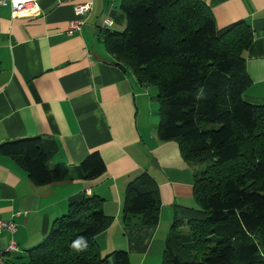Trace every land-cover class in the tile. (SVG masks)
I'll return each mask as SVG.
<instances>
[{"label": "crops", "instance_id": "1", "mask_svg": "<svg viewBox=\"0 0 264 264\" xmlns=\"http://www.w3.org/2000/svg\"><path fill=\"white\" fill-rule=\"evenodd\" d=\"M85 0H38V10L12 17L0 0V144L39 137L55 146L49 167L61 174L35 184L10 156L0 152V218L16 230L0 232V249L12 238L5 264H28L68 199L85 191L103 199L109 225L95 236L102 255L128 253L130 264H156L177 208L196 206L192 188L198 168L187 163L176 140H161L156 89L140 85L105 48L101 32L123 31L121 0H91L79 32L66 33L74 6ZM217 28L245 21L253 40L244 51L251 84L243 99L264 104V0H202ZM110 18L112 24L104 25ZM99 152L105 171L94 179L70 178L80 161ZM146 172L156 183L160 207L155 225L124 222L127 184Z\"/></svg>", "mask_w": 264, "mask_h": 264}, {"label": "trees", "instance_id": "2", "mask_svg": "<svg viewBox=\"0 0 264 264\" xmlns=\"http://www.w3.org/2000/svg\"><path fill=\"white\" fill-rule=\"evenodd\" d=\"M126 26L105 29L102 42L140 85L156 89L161 140H176L183 159L197 166L196 206L177 208L160 264H264V104L243 99L251 84L244 51L253 30L243 20L217 28L202 0H121ZM35 184L61 179L49 167L53 143L39 137L0 144ZM105 171L97 151L70 178L94 179ZM103 199L72 195L43 240L28 249V264H130L128 253L102 255L95 236L110 223ZM160 199L143 172L126 186L124 222L155 225ZM79 236L84 251L71 248Z\"/></svg>", "mask_w": 264, "mask_h": 264}, {"label": "built area", "instance_id": "3", "mask_svg": "<svg viewBox=\"0 0 264 264\" xmlns=\"http://www.w3.org/2000/svg\"><path fill=\"white\" fill-rule=\"evenodd\" d=\"M10 13L12 17L28 14L38 10V0H9ZM92 9V1L85 0L74 6L75 18L68 22L66 33L71 35L75 32H79L85 22L86 15ZM104 25L109 26L112 24L110 18L103 20ZM6 230L11 234L16 230V224L13 221H5L0 218V232ZM17 250V246L14 240L11 238L4 249H0V264H5L4 254L8 252H14Z\"/></svg>", "mask_w": 264, "mask_h": 264}, {"label": "clouds", "instance_id": "4", "mask_svg": "<svg viewBox=\"0 0 264 264\" xmlns=\"http://www.w3.org/2000/svg\"><path fill=\"white\" fill-rule=\"evenodd\" d=\"M88 247L87 238L84 236L77 237L71 244V248L75 251H84Z\"/></svg>", "mask_w": 264, "mask_h": 264}, {"label": "rangeland", "instance_id": "5", "mask_svg": "<svg viewBox=\"0 0 264 264\" xmlns=\"http://www.w3.org/2000/svg\"><path fill=\"white\" fill-rule=\"evenodd\" d=\"M151 88H152V89H154V87H153V86H152ZM170 225H171V224H170ZM169 228H170V227H169ZM161 260H162V258H161ZM161 260H160V262H159V263H156V264H160V263H161Z\"/></svg>", "mask_w": 264, "mask_h": 264}]
</instances>
